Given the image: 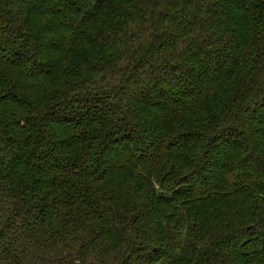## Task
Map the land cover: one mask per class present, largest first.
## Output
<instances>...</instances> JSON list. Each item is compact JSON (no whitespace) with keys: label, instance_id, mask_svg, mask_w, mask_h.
<instances>
[{"label":"trees","instance_id":"16d2710c","mask_svg":"<svg viewBox=\"0 0 264 264\" xmlns=\"http://www.w3.org/2000/svg\"><path fill=\"white\" fill-rule=\"evenodd\" d=\"M0 264H264V0H0Z\"/></svg>","mask_w":264,"mask_h":264}]
</instances>
